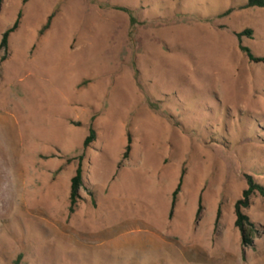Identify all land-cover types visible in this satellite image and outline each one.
I'll return each mask as SVG.
<instances>
[{"label": "rangeland", "instance_id": "rangeland-1", "mask_svg": "<svg viewBox=\"0 0 264 264\" xmlns=\"http://www.w3.org/2000/svg\"><path fill=\"white\" fill-rule=\"evenodd\" d=\"M245 3L0 0V40L21 14L0 50V264H264V197L249 245L234 225L245 175L264 186V63L235 36L264 58V7Z\"/></svg>", "mask_w": 264, "mask_h": 264}, {"label": "trees", "instance_id": "trees-1", "mask_svg": "<svg viewBox=\"0 0 264 264\" xmlns=\"http://www.w3.org/2000/svg\"><path fill=\"white\" fill-rule=\"evenodd\" d=\"M250 7H259V8L264 7V0H246L245 5L243 7H241L240 9H245V8H250ZM115 8L119 9L121 11L130 13L129 9H127L125 7H115ZM232 11H234L233 8L227 9L220 16H227ZM20 15L21 14L19 13L16 20L12 24V26L7 28L2 33L1 40H0V50L1 49L4 51L7 50L8 38H9L10 34L17 28L18 23H19V19H20ZM52 16H53L52 14L48 16L45 24L40 29V33H43L49 27ZM130 22H131V24H133V22H134V19L132 18L131 15H130ZM250 34H251L250 29H245V30L235 34V36L239 42L238 48L242 53L245 54V56L248 58V60L250 62L264 63L263 57L255 56L248 47L243 46L240 43V40L243 36L249 37ZM95 136H96L95 130L92 127H90L87 136L83 140V143H82L83 147L84 148L88 147L89 144L95 140ZM130 143H131V137L129 135L127 138V145H126L125 151L123 153V159L127 158L128 154L130 152ZM82 157H83L82 155L78 156V163H77V167L75 169V173L70 179L69 207H68L69 213H72L75 210V207H76L77 202L79 200L78 191H79V188L82 186V182H83L82 181V167H81ZM182 178H183V172L181 173L180 178H179V182H178L176 188L174 189V191L172 193L170 214L172 213V209L174 207L176 196L180 190ZM245 179H246L247 187H246V189H244L242 191L241 198L236 200L234 203V214H235L234 225L239 229V231L241 233L242 244L244 246L249 245L251 243V237L254 235V233L256 231H255L254 223L251 222L249 220V218L243 213V209H245L249 206L250 198L253 194L258 193L264 197V186L257 184L250 175H245ZM200 210H201V205H200V198H199L198 209L196 212L197 216L200 213ZM219 213H220V209H218V211H217V216L219 215Z\"/></svg>", "mask_w": 264, "mask_h": 264}]
</instances>
